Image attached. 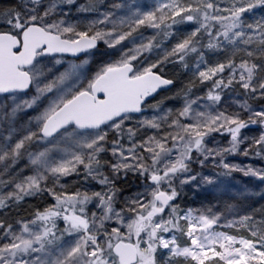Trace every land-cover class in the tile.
Segmentation results:
<instances>
[{
  "label": "snow or ice",
  "instance_id": "obj_1",
  "mask_svg": "<svg viewBox=\"0 0 264 264\" xmlns=\"http://www.w3.org/2000/svg\"><path fill=\"white\" fill-rule=\"evenodd\" d=\"M0 264H264V0H0Z\"/></svg>",
  "mask_w": 264,
  "mask_h": 264
},
{
  "label": "rangeland",
  "instance_id": "obj_2",
  "mask_svg": "<svg viewBox=\"0 0 264 264\" xmlns=\"http://www.w3.org/2000/svg\"><path fill=\"white\" fill-rule=\"evenodd\" d=\"M238 176V178L240 177L241 174H236ZM247 178H245L246 180ZM201 198L202 197H195V196H192L191 194L188 195L187 199L189 200L190 203H193V206H199L200 204V201H201ZM258 199V198H257ZM208 203H212V204H215L216 201L213 200L211 197H209L208 201H206ZM223 230V229H222Z\"/></svg>",
  "mask_w": 264,
  "mask_h": 264
},
{
  "label": "trees",
  "instance_id": "obj_3",
  "mask_svg": "<svg viewBox=\"0 0 264 264\" xmlns=\"http://www.w3.org/2000/svg\"><path fill=\"white\" fill-rule=\"evenodd\" d=\"M239 159H243V158L241 157V158H239Z\"/></svg>",
  "mask_w": 264,
  "mask_h": 264
}]
</instances>
